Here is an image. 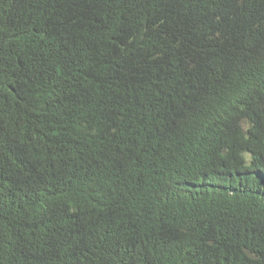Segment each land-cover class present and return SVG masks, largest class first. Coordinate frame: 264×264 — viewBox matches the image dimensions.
I'll list each match as a JSON object with an SVG mask.
<instances>
[{"label":"trees","instance_id":"obj_1","mask_svg":"<svg viewBox=\"0 0 264 264\" xmlns=\"http://www.w3.org/2000/svg\"><path fill=\"white\" fill-rule=\"evenodd\" d=\"M0 264H264V0H0Z\"/></svg>","mask_w":264,"mask_h":264}]
</instances>
